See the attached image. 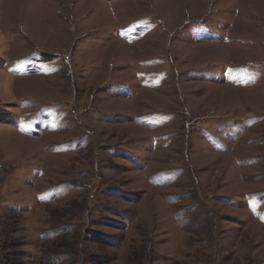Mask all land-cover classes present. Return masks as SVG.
<instances>
[{"label":"rangeland","instance_id":"1","mask_svg":"<svg viewBox=\"0 0 264 264\" xmlns=\"http://www.w3.org/2000/svg\"><path fill=\"white\" fill-rule=\"evenodd\" d=\"M0 262L264 264V0H0Z\"/></svg>","mask_w":264,"mask_h":264},{"label":"trees","instance_id":"2","mask_svg":"<svg viewBox=\"0 0 264 264\" xmlns=\"http://www.w3.org/2000/svg\"><path fill=\"white\" fill-rule=\"evenodd\" d=\"M6 260H7V259L5 258V259H4V262H5ZM0 264H1V262H0Z\"/></svg>","mask_w":264,"mask_h":264}]
</instances>
